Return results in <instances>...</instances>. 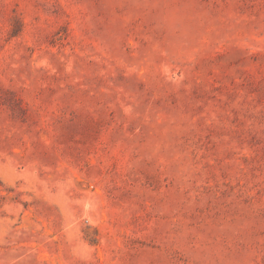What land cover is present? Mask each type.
I'll return each instance as SVG.
<instances>
[{"label": "rangeland", "instance_id": "374dc122", "mask_svg": "<svg viewBox=\"0 0 264 264\" xmlns=\"http://www.w3.org/2000/svg\"><path fill=\"white\" fill-rule=\"evenodd\" d=\"M0 264H264V0H0Z\"/></svg>", "mask_w": 264, "mask_h": 264}]
</instances>
